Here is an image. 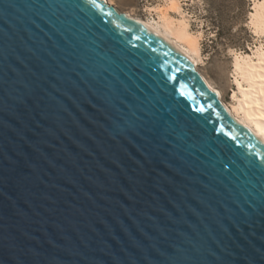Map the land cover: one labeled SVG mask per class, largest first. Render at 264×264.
Listing matches in <instances>:
<instances>
[{"label":"water","instance_id":"95a60500","mask_svg":"<svg viewBox=\"0 0 264 264\" xmlns=\"http://www.w3.org/2000/svg\"><path fill=\"white\" fill-rule=\"evenodd\" d=\"M0 264H264V136L109 0H0Z\"/></svg>","mask_w":264,"mask_h":264},{"label":"rangeland","instance_id":"374dc122","mask_svg":"<svg viewBox=\"0 0 264 264\" xmlns=\"http://www.w3.org/2000/svg\"><path fill=\"white\" fill-rule=\"evenodd\" d=\"M109 1L121 12L144 20H158L156 9L166 8L168 4V0ZM255 1L178 0L181 13L189 21V30L200 40L201 59L197 70L221 93L223 102L231 108L237 101L232 97L234 93L243 99L237 84L240 77L235 72V57L247 53L254 56L256 48H264V33H256L251 23ZM169 16L182 18L180 13L171 10Z\"/></svg>","mask_w":264,"mask_h":264},{"label":"bare ground","instance_id":"6f19581e","mask_svg":"<svg viewBox=\"0 0 264 264\" xmlns=\"http://www.w3.org/2000/svg\"><path fill=\"white\" fill-rule=\"evenodd\" d=\"M180 9L181 5L178 0H168L166 8L160 7L156 9L159 16L158 20H144L127 12L123 13L131 21L142 25L145 30L160 38L180 57L191 63L203 79L204 84L223 102L221 93L197 70L198 61L201 59L200 40L198 35L189 30V21L184 16V13H181ZM253 9L251 23L256 33H264V0L255 1ZM170 10L180 13L182 18L176 19L169 16ZM235 59V72L240 77L237 84L243 94V99H239L234 93L232 97L237 101L230 108L250 124L253 129L264 136V48H256L254 56L249 53L240 54Z\"/></svg>","mask_w":264,"mask_h":264}]
</instances>
